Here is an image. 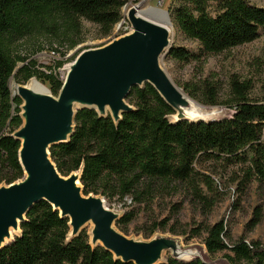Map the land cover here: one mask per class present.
<instances>
[{
  "label": "trees",
  "instance_id": "1",
  "mask_svg": "<svg viewBox=\"0 0 264 264\" xmlns=\"http://www.w3.org/2000/svg\"><path fill=\"white\" fill-rule=\"evenodd\" d=\"M127 0H0V184L24 178L19 160L21 141L13 133L23 124V100L10 88L12 77L19 84L36 79L47 82L58 96L63 84L59 69L66 59L42 70L37 61L18 51V41L30 36L46 38L50 47L66 53L84 38L83 20L97 25L109 36L124 19ZM177 31L197 44L196 48L172 44L165 58L175 65L196 63L199 74L178 85L197 102L226 105L232 116L212 121H174V109L156 88L134 86L127 102L133 110L119 121L95 108L78 109L75 130L66 142L50 148L58 171L69 176L81 170L84 194L109 200L131 197L138 205L150 204L164 192L189 195L190 202L208 217L222 201L218 168L207 164L241 167L232 182L238 191L256 183L264 192V98L250 97L249 81L229 79V93L222 98L221 80L204 74L213 55L250 43L264 34V7L251 0H174L168 9ZM65 50H62V48ZM21 64V65H20ZM126 203V202H125ZM258 210L252 227L262 220ZM137 217L135 209L121 215L117 228L128 235ZM68 217L46 200L34 204L20 227L21 233L0 248V264H135L116 259L101 244L93 246L87 227L72 236ZM171 218L153 219L138 226L136 233L150 238L169 229L186 235ZM171 223V224H170ZM135 230V228H134ZM204 236L212 255L224 252L219 264H264V242L234 239L232 229L221 219L201 221L190 237ZM158 264H209L199 257L189 261L168 257Z\"/></svg>",
  "mask_w": 264,
  "mask_h": 264
},
{
  "label": "water",
  "instance_id": "2",
  "mask_svg": "<svg viewBox=\"0 0 264 264\" xmlns=\"http://www.w3.org/2000/svg\"><path fill=\"white\" fill-rule=\"evenodd\" d=\"M146 2L142 0L140 4ZM143 11L147 10L138 12L136 7L130 8L132 33L103 47L82 51L68 70L58 96L51 95L47 88L48 93L35 94L26 84L18 85L15 95L23 100V124L13 135L21 141L19 160L25 175L12 184L0 185V248L15 238L13 235L6 242L11 228L21 231L27 212L41 200L48 201L62 217L69 218L72 236L92 223L91 244H101L124 262L158 264L162 262L167 243H176L166 238L147 242L129 238L117 228L120 216L106 205L101 195L84 194L81 170L62 175L50 152L53 145L66 142L72 136L78 109L95 108L100 115L111 114L117 122L125 112L133 110L127 102L130 90L145 83L152 84L174 109L175 122L215 120L205 116L189 118L183 111L180 90L194 99L161 65L162 57L171 47L169 30L173 23L169 12L166 11L168 22L159 23ZM174 258L185 259L177 254Z\"/></svg>",
  "mask_w": 264,
  "mask_h": 264
},
{
  "label": "rangeland",
  "instance_id": "3",
  "mask_svg": "<svg viewBox=\"0 0 264 264\" xmlns=\"http://www.w3.org/2000/svg\"><path fill=\"white\" fill-rule=\"evenodd\" d=\"M141 1L142 0H127V3L122 9L124 19L114 27V30L109 36H102V31L97 25L87 20H83V41L74 49L68 51L66 55L54 51L50 47L46 38L38 36H30L21 39L18 41L16 47L21 54L26 55L29 59L36 60L38 63L37 66L42 70H48V67H53L57 60L62 58L66 59L67 61L65 64L59 69L61 77L65 80L68 68L82 51L103 47L113 40L119 39L120 37L133 32L132 22L128 16L130 8L136 7L138 12L145 8L147 10L145 11L146 15L151 19L159 23L168 22L169 18L166 15V11H168L173 5L174 0H163L161 3H159V0H147L146 3L140 4ZM251 2L255 5L264 7V0H251ZM151 7L153 9H150ZM170 30L171 45H185L191 49L197 47L195 42L190 41L181 35L173 24L170 26ZM62 50H65V47L64 49L62 48ZM166 54L161 59V65L177 85L178 82L181 83L189 80L199 74L200 67L196 63L184 66L175 65L173 62H170L165 58ZM209 73H214L221 80L222 98L228 96L229 79L236 76L242 82H250V97L253 100L263 99L264 34L250 43H246L210 57L204 65V74L206 75ZM38 81L49 90L51 95L55 96L51 92L47 82H43L39 79ZM18 85L19 83H17L14 77H12L10 80V88L14 95L18 91ZM199 107L207 113H212L211 115H208V117L216 120L230 117L234 113V110L226 105L208 106L203 104V106L199 105ZM172 119H174V116H172ZM206 166H212L215 169H219V173L215 175V178L219 180L222 192V201L214 207L208 217L201 213L199 207L190 202L189 195L177 191L174 193L166 191L162 195L157 196L152 203L147 205H138L132 201L131 197H127L125 201L120 200L117 197L112 200H109L104 196L102 197L106 200V205L118 216L123 215L130 209L136 210L137 217L132 224V231L128 234L129 238L142 242L151 241L157 238L170 239L175 241L184 251L188 250L193 252L191 256L184 257L185 259L182 260L189 261L193 258L199 257L209 264H219L225 261L224 252L214 255L210 254L204 243L205 235H198L191 238V228L196 227L199 222L204 220L215 223L224 219L231 227L234 239H239V237L243 236L248 242L252 240H260L264 242V192L258 189L256 183L252 184L245 190L238 191L237 184L232 181L234 180V177H236L235 173H239L241 168L239 166L220 164H207ZM259 209L262 211V220L255 227H252L254 218ZM167 217L171 218V223L178 220L177 228L179 230H187L188 234L178 235L172 233L169 229H166L157 230L150 238H145L142 233H136L138 226L143 224L150 225L153 219L162 220ZM86 227L90 234L94 226L88 224ZM20 233L21 231L19 230L14 236ZM174 254L175 253L172 250L166 249L163 251L160 261H166L170 256L174 257Z\"/></svg>",
  "mask_w": 264,
  "mask_h": 264
},
{
  "label": "bare ground",
  "instance_id": "4",
  "mask_svg": "<svg viewBox=\"0 0 264 264\" xmlns=\"http://www.w3.org/2000/svg\"><path fill=\"white\" fill-rule=\"evenodd\" d=\"M145 15H146V13H145ZM169 31H171V30H169ZM71 66L68 68V70L71 68ZM33 79H35V80H33ZM26 86L35 94L48 93L46 87H44L42 84H40L36 78H32L31 80H29L26 83ZM180 93L182 94L181 101L183 104V105H181V107H184L183 111H185L186 115L189 116V118H196V117L198 118V116H205L206 118H208V115L212 114V113H209V112L207 113V112L203 111V109L201 107H199L198 104H196L193 100L188 98V96H186L181 90H180ZM77 186L79 187L80 184H78ZM89 224H92V223H89ZM92 226H93V224H92ZM16 232L17 231L14 228H11L10 235L8 237H6V242H9V240L13 237V235ZM92 238H93V236H92V233L90 232V240H92ZM166 249H170L175 254H177L179 256H183V257H189L193 253L192 251H188V250L184 251L174 242L167 243V248H165L164 250H166Z\"/></svg>",
  "mask_w": 264,
  "mask_h": 264
},
{
  "label": "built area",
  "instance_id": "5",
  "mask_svg": "<svg viewBox=\"0 0 264 264\" xmlns=\"http://www.w3.org/2000/svg\"><path fill=\"white\" fill-rule=\"evenodd\" d=\"M63 79V78H62Z\"/></svg>",
  "mask_w": 264,
  "mask_h": 264
}]
</instances>
